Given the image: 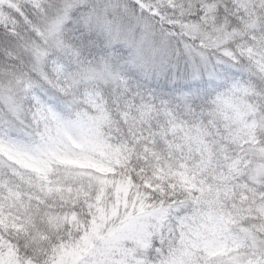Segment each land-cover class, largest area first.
Instances as JSON below:
<instances>
[{"label":"clouds","instance_id":"clouds-1","mask_svg":"<svg viewBox=\"0 0 264 264\" xmlns=\"http://www.w3.org/2000/svg\"><path fill=\"white\" fill-rule=\"evenodd\" d=\"M39 3L25 7L42 35L25 33L21 42L0 30V140L24 149L0 146V255L13 264H209L204 222L212 215L238 246L226 258L260 260L264 0ZM88 16H106L113 34L85 26ZM33 44L63 63L68 78L37 61ZM33 96L121 147L122 163L107 173L68 163V142Z\"/></svg>","mask_w":264,"mask_h":264},{"label":"snow or ice","instance_id":"snow-or-ice-1","mask_svg":"<svg viewBox=\"0 0 264 264\" xmlns=\"http://www.w3.org/2000/svg\"><path fill=\"white\" fill-rule=\"evenodd\" d=\"M26 4H30L32 8L40 7L39 0H0V30H5L10 37L16 38L21 42L25 41V33L30 32L35 36L42 35L34 24L32 14L26 10ZM205 7L211 11L213 8H218V5L207 3ZM149 10L151 11L150 8ZM66 19L67 13H65L64 16L54 19L49 24L48 35L56 37ZM83 23L87 27H98L107 31L109 34H113L112 22L108 20L106 16L95 18L88 16L84 18ZM116 35H118V30ZM128 42L131 46L136 47L138 58L144 59L148 56V53L143 50L142 42L137 43L132 38H130ZM24 46L27 47L28 45L25 44ZM57 48L61 50L67 49L65 51L66 55H71L73 57L78 56V53L66 46L63 40H57ZM32 55L37 61L46 60L58 77L68 78L69 74L66 73L64 64L59 60L52 59L50 53L45 48L33 44ZM41 77L47 83L52 84V81L46 73H41ZM214 77L219 79L218 76H215V73L209 74L210 79ZM31 86L32 85L29 84V87ZM53 86L58 87V84ZM59 90L64 91L63 88ZM33 99L36 101L37 105L40 106L38 111L47 108L51 119L56 122L58 133L68 142L69 150L65 154V159L68 163H82L86 167L97 169L100 173L111 172L114 164L122 163L120 156L122 151L121 147L112 148L106 145L96 137L92 128L86 126L82 120L66 121L55 113L51 107L44 105L38 96H33ZM224 103L227 105L229 102L224 101ZM74 129H78L79 131L74 133ZM0 146H6L8 150L16 152L17 155L24 152L23 148L11 142H5L4 140H0ZM72 147L79 149V151H73ZM128 162H131L130 156L128 157ZM96 179L101 185L109 183L103 177L98 176ZM121 190L127 191V186L121 185L117 188V191ZM222 224V218L212 215H209L204 222V227L210 234V238L205 242V247L210 250V255L212 256V260L209 264H241L238 259L226 258L231 256L229 248L238 246L229 244L227 237L223 233ZM0 264H13V262L11 259L0 255ZM247 264H264V255L261 256L260 260H250Z\"/></svg>","mask_w":264,"mask_h":264}]
</instances>
